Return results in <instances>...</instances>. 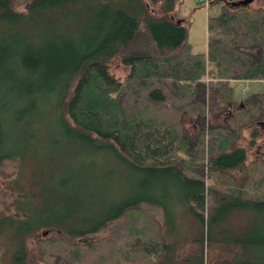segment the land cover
<instances>
[{
	"label": "trees",
	"instance_id": "1",
	"mask_svg": "<svg viewBox=\"0 0 264 264\" xmlns=\"http://www.w3.org/2000/svg\"><path fill=\"white\" fill-rule=\"evenodd\" d=\"M147 1L166 14L181 0ZM239 1H206L215 7L207 49L195 52L187 27L153 15L144 0H0V92L18 105L14 116L0 101V176L26 157L8 144L9 127L49 110L64 132L119 156L144 185L93 217L58 202L57 189H45L52 205L44 197L41 207L33 191L8 204L0 186L10 264H173L181 212L199 228L196 253L179 264H206L213 243L231 251L218 264H264V158L247 164L239 145L246 128L264 125V95L239 100L234 87L264 80V2ZM115 58L128 68L123 77L111 70ZM228 105L225 124L205 127ZM242 212L253 217L230 230Z\"/></svg>",
	"mask_w": 264,
	"mask_h": 264
},
{
	"label": "rangeland",
	"instance_id": "2",
	"mask_svg": "<svg viewBox=\"0 0 264 264\" xmlns=\"http://www.w3.org/2000/svg\"><path fill=\"white\" fill-rule=\"evenodd\" d=\"M148 11L153 15L171 16V13H163L157 5L149 3ZM264 0H253L245 6H257ZM228 5V4H226ZM183 25L187 27L188 41L193 51L204 52L207 49V18L215 7L208 6L207 2L198 0H181L177 6ZM78 35V30L72 32ZM111 70L116 76L123 77L128 68L121 65L117 58L110 63ZM235 97L239 100L251 94L264 95V80H239L234 82ZM7 100V110L16 115L18 105L13 98L0 92V101ZM43 109V108H42ZM230 115L229 105L221 112L208 115L205 119V127L214 124H225V118ZM27 120L21 124L9 127L8 144L21 152L25 158L20 160L17 167L12 166L4 175L0 176V186L8 192L7 198L12 202L18 193L33 191L31 197L36 205H44L45 189H57L64 193L57 201H69L75 213L80 216H94L104 212L107 208L131 197L141 194V176L129 170L125 163L119 160V156L113 155L85 142L81 137L64 132L57 116L49 110H39L35 115L26 114ZM185 125L190 130L192 122L185 120ZM22 123V124H23ZM255 131L252 144L250 133ZM244 137L239 145L247 149V164L258 157L264 158V125L259 122L251 124L243 132ZM209 180V179H207ZM75 193V198H69L67 194ZM42 195V196H41ZM52 198L46 197L45 201L52 205ZM56 202V201H55ZM188 213L181 212L177 216L175 237L178 240V250L173 264H179L185 255L196 253L193 235L199 228L198 223ZM253 217L242 212L231 216L227 222L230 230L242 231ZM120 222V221H119ZM119 222L112 223L117 225ZM44 230L39 231L42 233ZM47 234V231H46ZM101 234V233H100ZM104 234V233H103ZM184 240V241H183ZM110 244H113L112 246ZM110 250L116 248L114 241L108 243ZM14 243L7 236H0V264H10V256ZM197 250V249H196ZM231 257V251L220 243H213L206 249V264H218ZM35 261L34 254H30ZM107 264H120L111 260ZM185 264V263H180Z\"/></svg>",
	"mask_w": 264,
	"mask_h": 264
},
{
	"label": "crops",
	"instance_id": "3",
	"mask_svg": "<svg viewBox=\"0 0 264 264\" xmlns=\"http://www.w3.org/2000/svg\"><path fill=\"white\" fill-rule=\"evenodd\" d=\"M181 15H180V13H179V11L177 10V8L172 12V14H171V16H169V17H172L174 20H176V21H180L181 23H183L182 21H183V19L180 17Z\"/></svg>",
	"mask_w": 264,
	"mask_h": 264
},
{
	"label": "water",
	"instance_id": "4",
	"mask_svg": "<svg viewBox=\"0 0 264 264\" xmlns=\"http://www.w3.org/2000/svg\"><path fill=\"white\" fill-rule=\"evenodd\" d=\"M251 0H241V1H239V3H241V4H247V3H249Z\"/></svg>",
	"mask_w": 264,
	"mask_h": 264
},
{
	"label": "built area",
	"instance_id": "5",
	"mask_svg": "<svg viewBox=\"0 0 264 264\" xmlns=\"http://www.w3.org/2000/svg\"><path fill=\"white\" fill-rule=\"evenodd\" d=\"M198 1H200V2H206L207 0H198Z\"/></svg>",
	"mask_w": 264,
	"mask_h": 264
}]
</instances>
